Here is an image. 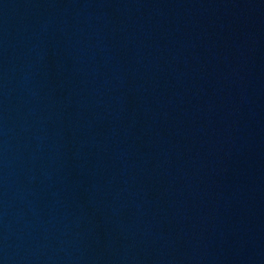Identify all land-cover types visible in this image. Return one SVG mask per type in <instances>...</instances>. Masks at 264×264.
<instances>
[{
    "label": "water",
    "instance_id": "obj_1",
    "mask_svg": "<svg viewBox=\"0 0 264 264\" xmlns=\"http://www.w3.org/2000/svg\"><path fill=\"white\" fill-rule=\"evenodd\" d=\"M0 264H264V0H0Z\"/></svg>",
    "mask_w": 264,
    "mask_h": 264
}]
</instances>
